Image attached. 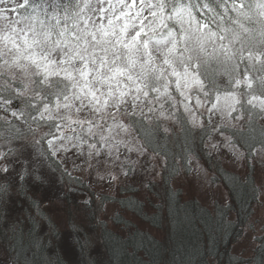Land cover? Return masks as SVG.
<instances>
[{"label":"snow or ice","instance_id":"1","mask_svg":"<svg viewBox=\"0 0 264 264\" xmlns=\"http://www.w3.org/2000/svg\"><path fill=\"white\" fill-rule=\"evenodd\" d=\"M14 100L23 107L13 120L0 117V264H65L67 253L44 255L59 232L33 190L54 191L57 210L89 213L70 157L109 187L139 179L161 207L144 176L190 170L186 153L199 136L250 178L243 192L225 180L230 195L264 211V0H0V108L8 113ZM173 144L183 164L170 163ZM21 196L40 210L28 214L30 234L48 224L47 247L20 242L24 221L11 205ZM164 207L179 235L178 213ZM72 229L81 257L73 264H123L115 249L107 262L92 255L75 221Z\"/></svg>","mask_w":264,"mask_h":264},{"label":"trees","instance_id":"2","mask_svg":"<svg viewBox=\"0 0 264 264\" xmlns=\"http://www.w3.org/2000/svg\"><path fill=\"white\" fill-rule=\"evenodd\" d=\"M21 107H23L21 102L14 100L8 106V113L0 108V117L7 115L9 120H13L10 112L19 110ZM207 142L208 140H202L196 136L191 141V151L186 153L188 158L204 163L212 174L213 183L225 187V180H227L229 184L240 185L241 192H243V186L250 183V178L246 179L244 174L227 169L222 162L209 155ZM171 147L176 154V159L170 163L183 164L180 158L181 145L173 144ZM190 172L191 167L190 170L181 168L179 175L171 169L167 173L162 170L160 181L153 182L155 189L152 196L161 207H154L146 198L141 200L137 197L138 189L134 187L121 188L119 196L113 197L97 195L83 182V184H76L78 191L75 195L90 200L92 202L91 211L77 216L71 210L64 212L50 205L49 200H45L44 197L47 190L43 192L33 190L36 198L43 203L45 218H50L59 232L58 238L51 237L52 247L45 252V257L51 256L55 260L58 255L64 256L67 253L64 257L65 264H73L81 258L79 245L75 243L72 235V224L75 221L82 229L79 239L88 246L87 251L92 255L100 252L101 255L98 258L105 262L110 259L111 250L115 249L120 254L119 258L123 264H135L131 256L134 251L138 252V258L144 264H172L173 260L178 264L179 262L180 264H237L241 259L251 260V264H264V247L259 239H256L258 245L252 259L236 258L232 253V248L248 228L258 201L251 202L249 194L246 197V200L251 202V207H249L248 203L242 202L240 195L232 197L226 187L230 198L229 203L226 206H217L214 210L202 206L197 200H184L182 192L174 189L173 181L180 176L189 175ZM51 199L54 200L55 196ZM166 200L168 206L178 213L182 221L183 226L179 235L174 227L172 214L168 212L167 207H164ZM14 201L11 205V215L13 218L19 217L24 221L20 226L23 231V238L20 242L28 248L38 239H43L47 247V238L44 235L48 231L47 223H43L40 229L32 231L31 234L29 231L32 227V222L28 219L29 212L39 218L40 210L38 208L33 210L34 205L30 207L33 201L23 196L14 198ZM106 204L116 205L122 212H127L134 219L147 224L153 232L139 228L134 221L122 215L113 219L114 227L121 229L117 232L101 220ZM224 213L227 214V218L221 224V216ZM130 225L131 233L139 232L140 235H131ZM261 237H264V234ZM137 245H139L138 248ZM123 249H127L129 255L125 256ZM209 252L210 255H208Z\"/></svg>","mask_w":264,"mask_h":264},{"label":"rangeland","instance_id":"3","mask_svg":"<svg viewBox=\"0 0 264 264\" xmlns=\"http://www.w3.org/2000/svg\"><path fill=\"white\" fill-rule=\"evenodd\" d=\"M211 141L207 142V149L209 155H212L216 160L222 162L227 169L232 170L234 172L244 174V169L239 165L238 162L234 163L231 158L227 155H219L217 152L211 148ZM72 161H75L76 164L80 165L84 168L83 174L76 172L73 168ZM69 168L73 171V176L78 177L84 183H86L91 191L96 193L97 195H108L113 197H118L121 188L126 187H134L138 189L137 197L141 200L146 198L145 191L141 187L140 180H125L122 183H113L112 186H108L106 181H97V177L95 174L92 176L88 175L90 169H88L87 165H84L82 161L76 160V157L69 158ZM162 170L159 175L152 177L150 175H145L144 179L153 180V182H159L161 177ZM245 176V174H244ZM103 185V186H101ZM173 187L176 190H180L183 194L184 200H197L202 204V206L208 208L209 210H214L217 206H226L229 203V194L226 188L221 184H216L212 182V174L209 172L206 165L200 161L195 159L191 160V172L187 176H180L173 181ZM44 189H41L37 192H43ZM55 196L54 191H50L45 193V200H49ZM153 199V197H152ZM156 201L155 199H153ZM16 207V206H14ZM260 209V203L255 206L253 217L246 228V231L243 237L235 244L232 248V253L236 258H245L252 259L257 249V237H261L264 234V211H258ZM118 215H122L124 218L128 220H132L139 228L147 229L150 232H153L147 224H144L134 219L133 216L129 215L127 212H122L119 208L114 204H106L103 211L101 220L105 222L109 227L115 229L119 232L120 228H115L113 225V219ZM253 222H255L256 228L255 232H253ZM158 235V233H156ZM244 246H241V245Z\"/></svg>","mask_w":264,"mask_h":264}]
</instances>
